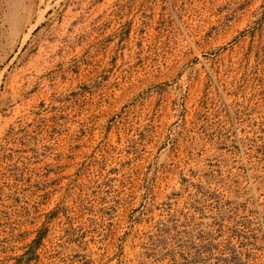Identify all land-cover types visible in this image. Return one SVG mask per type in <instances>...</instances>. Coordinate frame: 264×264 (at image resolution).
<instances>
[{
    "label": "rangeland",
    "instance_id": "374dc122",
    "mask_svg": "<svg viewBox=\"0 0 264 264\" xmlns=\"http://www.w3.org/2000/svg\"><path fill=\"white\" fill-rule=\"evenodd\" d=\"M0 264H264V0H0Z\"/></svg>",
    "mask_w": 264,
    "mask_h": 264
}]
</instances>
